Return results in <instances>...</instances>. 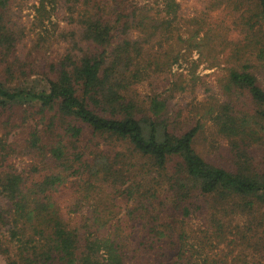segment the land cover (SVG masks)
<instances>
[{
	"label": "trees",
	"instance_id": "trees-1",
	"mask_svg": "<svg viewBox=\"0 0 264 264\" xmlns=\"http://www.w3.org/2000/svg\"><path fill=\"white\" fill-rule=\"evenodd\" d=\"M50 1L41 0L42 16ZM203 1L205 11L231 16L240 34L231 40L225 20L204 18L206 28L186 38L219 33L227 61H240L212 118L228 140L219 159L234 166L196 150L201 122L176 128L165 99L144 105L133 95L150 64L145 45L170 39L178 0H63L81 38L68 32L71 44L42 64L21 55L14 0H0L7 264H264V87L253 70L264 61V0ZM41 45H33L38 55Z\"/></svg>",
	"mask_w": 264,
	"mask_h": 264
},
{
	"label": "rangeland",
	"instance_id": "rangeland-1",
	"mask_svg": "<svg viewBox=\"0 0 264 264\" xmlns=\"http://www.w3.org/2000/svg\"><path fill=\"white\" fill-rule=\"evenodd\" d=\"M178 1L179 18L173 32L170 33V39L156 37L155 43L145 45L147 50L144 49L143 56L146 60L149 58L150 64L142 66L143 81L134 86L133 95L144 105L151 96L165 99L171 124L176 128H189L201 122L203 131L195 142L196 150L208 160L222 161L229 164L228 166H234L232 160L229 163L226 159H219L221 149L227 147L228 140L216 134L212 118L213 109L218 110L227 96L225 83L229 70L232 67L238 68L240 61L236 59L227 61L230 48L225 49L221 45L217 39L219 33H214L216 40L213 41L203 38L204 31L195 35L191 41H186V38H190L193 30L206 28L204 22H201L204 18L209 23L225 20L226 25H230L231 28L222 30V34L231 40L236 39L240 34L231 25L232 17L222 10L211 14L205 11L203 0ZM40 2L41 0H14L11 8L13 22L25 34L21 55L27 56L30 53L31 58L37 60V64H42V60L55 56L71 44L72 38L67 34L68 32L77 31V38H81L79 35L81 31L76 22H73V14L70 8L63 4V0H51L52 3H47L48 12L44 16L38 11ZM63 31L65 32L62 33ZM177 34L182 35L183 39L179 40ZM42 36L48 39L44 40ZM135 36L143 38L144 34L135 32ZM39 38L42 40H38ZM39 41L42 49L38 55L33 45H38ZM158 60L160 65L153 63ZM255 64L253 70L264 87V61ZM209 110L212 112H207ZM255 145L253 150L258 158L261 150ZM223 152L225 153V150ZM200 223L199 219H195L191 226L197 228ZM217 249L221 253L225 247L220 246ZM0 264H7L1 253Z\"/></svg>",
	"mask_w": 264,
	"mask_h": 264
}]
</instances>
